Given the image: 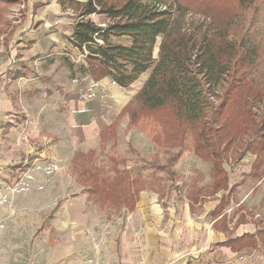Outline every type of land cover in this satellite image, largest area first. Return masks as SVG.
Segmentation results:
<instances>
[{"label": "rangeland", "instance_id": "374dc122", "mask_svg": "<svg viewBox=\"0 0 264 264\" xmlns=\"http://www.w3.org/2000/svg\"><path fill=\"white\" fill-rule=\"evenodd\" d=\"M187 1L191 6H201L198 0ZM92 18L101 24L108 22L105 15L95 14ZM186 19L190 23L197 20L196 24H202L203 30L211 21L192 12ZM242 19L247 30L251 28L256 37H261L262 55L256 58L251 75L230 94V105L222 113L218 107L222 98L216 100L217 118L212 124L216 131L206 137L208 144L213 141L217 145L212 147L221 152L220 159L213 160L204 151L195 150L198 143L205 144L197 136L203 124L194 128L167 110L138 112L135 124L125 114L115 136L108 135L104 141L98 135L83 139L74 134L83 107L106 106L107 93L114 86L108 79L95 83L89 78H71L64 57L81 62L83 54L64 36L73 34L74 18L71 12L62 10L58 0L0 2V98L8 104L0 112V212L5 215L0 218V231L13 232L8 214L12 216L18 211L17 219L29 222L28 208L40 206L54 209L45 215L47 223L37 233L49 229L59 207L76 200L82 188L87 189L88 185L80 179L87 162L88 168L98 170L100 179L114 177L117 168L129 170L136 180L139 177L145 183L149 189L143 190L144 195L141 192L139 212L142 210L141 213L149 216L152 229L164 227V220L158 221L157 214L169 217L170 212L183 220L170 227H178L180 231L200 228L206 233L204 229L214 225L221 229L227 225L232 235L237 236L254 233L263 226L264 14L246 12ZM161 39L157 40L156 57ZM9 69L25 75L19 73L9 79L6 75ZM150 71L126 88V95L135 96ZM227 87L228 84L220 86V97ZM79 150L93 151L82 158L85 167L81 163L74 166L72 159ZM21 164L24 166L18 171L10 168ZM162 165L165 170L158 167ZM167 168L174 171L173 177ZM136 180L132 182L138 185ZM225 180L226 191L217 185H224ZM146 194L152 198L151 203L146 200ZM222 196L225 205L219 218L226 215L225 223L210 214ZM201 201H205L202 208ZM88 202L96 203L90 199ZM190 202L195 204L191 208L193 215L185 219L183 213ZM137 211L138 208L134 212ZM102 212L113 213L104 208ZM243 218L246 222L239 224ZM213 229L216 237L225 240L223 233L219 236L218 230ZM58 239L54 233L50 246L61 238ZM215 243L213 251L219 248ZM26 251L28 248L20 247L17 255L23 257ZM12 254L16 255L15 250ZM242 256L248 264H264V249H249Z\"/></svg>", "mask_w": 264, "mask_h": 264}, {"label": "trees", "instance_id": "16d2710c", "mask_svg": "<svg viewBox=\"0 0 264 264\" xmlns=\"http://www.w3.org/2000/svg\"><path fill=\"white\" fill-rule=\"evenodd\" d=\"M198 2L201 6H191L187 0H58L62 10L71 12L74 18L71 25L73 34L64 36L73 48L83 54L81 62L64 57L72 79L90 77L98 82L110 77L117 85L129 87L151 70L143 87L122 109L120 116L103 129L100 134L102 141L108 135L115 136L125 114L130 115L131 123L135 124L140 113L167 110L194 128L202 123L197 136L206 145L200 142L195 150L200 153L204 151L203 154H209L213 160L220 159L221 152L212 147L217 144L213 141L208 144L206 140L216 131L212 125L217 118L215 103L222 98L218 105L222 113L230 105V94L251 75L256 58L262 55L261 37H256L251 28L246 29L242 17L246 12L264 14V0ZM191 12L211 19L206 30H203L202 24H196L197 20L191 23L187 21L186 16ZM218 12H227V15H219ZM95 14L105 15L108 22H96L92 18ZM120 37H127L129 43L118 41ZM159 37L162 39L156 57L154 52ZM19 73L21 71H8L12 79ZM24 75L21 73L20 76ZM222 84H228V87L220 97L218 91ZM91 152H76L72 159L74 166L81 163L85 167L82 158ZM23 166L13 165L11 168L18 171ZM86 167L81 171L80 179L88 185L85 186L88 199L113 212L108 217L121 215L124 209L126 213L133 212L140 192L149 189L139 177L136 180L129 170L114 168V177L100 179L98 170L88 168V162ZM158 167L166 169L163 165ZM167 170L171 177L175 175L174 171ZM134 180L139 184L135 185ZM217 185L225 191L228 188L226 180L224 185ZM224 205L222 196L210 214L218 219L223 214ZM219 220L225 223L226 215ZM245 222L243 218L239 224ZM223 230L228 234L223 245H229L234 251H241L245 247L264 249V225L254 233L245 232L236 237L232 236L227 225Z\"/></svg>", "mask_w": 264, "mask_h": 264}, {"label": "crops", "instance_id": "0c3cea01", "mask_svg": "<svg viewBox=\"0 0 264 264\" xmlns=\"http://www.w3.org/2000/svg\"><path fill=\"white\" fill-rule=\"evenodd\" d=\"M119 40L129 43L127 37H120ZM9 70L6 75L11 79ZM106 79L114 86L113 91L107 93L106 106H84L77 117L74 134L83 139L100 136L103 129L120 116L122 109L134 97V94L125 93L130 86H119L110 77L98 82L92 81L101 83ZM5 106L8 108V104L0 98V112H3ZM141 192L136 206L137 213L134 212L135 209L133 212L125 211L121 215L108 217L102 212L100 204L88 202V193L82 188L76 200L59 207L51 222L52 226L39 233L38 229L47 223L45 215L54 208H28L26 213L31 220L24 223L17 219L18 211H14L12 216L8 214L13 232L9 230L8 234H3L0 231V264H248V260L241 255L253 248L245 247L241 251H234L229 245H223L228 234L215 225L211 229H204L206 233H202L200 228H189L188 231H180L178 227L171 229L170 227L183 220L170 212L169 217L157 214L158 221H165L162 222L164 227L156 226L152 229L149 216L141 213L142 210L139 212ZM146 198L148 202H152L149 194H146ZM204 202L201 201L199 207L202 208ZM191 204L195 206L194 203H189L188 210L183 213L185 219L192 218ZM4 217L0 212V218ZM213 228L218 230L219 236L223 233L225 240L216 237V230ZM54 233L61 239L50 246ZM214 243L219 245L218 250L213 251ZM20 247L28 248L23 257L17 255ZM13 250L16 253L14 256Z\"/></svg>", "mask_w": 264, "mask_h": 264}]
</instances>
